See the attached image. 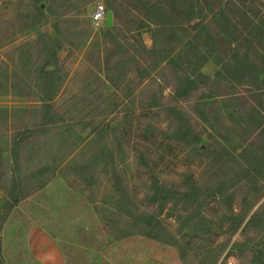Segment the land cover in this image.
Instances as JSON below:
<instances>
[{"label":"rangeland","instance_id":"obj_1","mask_svg":"<svg viewBox=\"0 0 264 264\" xmlns=\"http://www.w3.org/2000/svg\"><path fill=\"white\" fill-rule=\"evenodd\" d=\"M98 1L113 11L112 26L92 22ZM145 1L0 0V264H38L33 228L54 242L56 264H264V214L247 222L264 211V129L251 127L253 117L264 122V107L227 80L177 96L180 76L195 71L185 59L147 70L153 57L135 29L150 47L156 28L140 19L172 22L181 45L199 4L176 0L171 17ZM255 2L264 11V0ZM209 29L194 44L205 49ZM257 29L253 41L264 42ZM210 33L216 56L229 58V43ZM180 48L195 59L192 46ZM219 69L216 59L201 66L211 76ZM252 104L262 116H246ZM155 178L182 189L196 180L198 191L161 207L146 198Z\"/></svg>","mask_w":264,"mask_h":264},{"label":"trees","instance_id":"obj_2","mask_svg":"<svg viewBox=\"0 0 264 264\" xmlns=\"http://www.w3.org/2000/svg\"><path fill=\"white\" fill-rule=\"evenodd\" d=\"M236 0H216V2L209 6L208 12L212 14V19H218L220 23L218 24V30L215 31V35H219V39L223 38L224 41H227L230 47L233 49V53L229 58L223 60V56L219 53V57L216 54L213 55V52H209V54L216 59L218 64L220 63V69L216 71L214 76L205 74L202 72L200 67L208 60V54H197L199 59L198 66L199 68L195 70L193 73L190 74H183L180 76L179 85H177L176 92L178 93L177 96L184 95L191 86L197 85V83L203 82L206 83L207 81L214 80L213 83H219L222 80H227L230 83L240 84L244 87L247 94H241L240 92L236 93L235 95L244 98L246 100L247 96H256L260 101V106L264 107V53L261 52L260 48L256 46H261L264 49V42H260L261 39H258V42L253 41V35L257 29V34L259 37H262L264 40V29L260 28L259 25H264V11L260 4H256V0H239L240 3L235 2ZM229 4H235V8L233 12L228 11ZM262 5V4H261ZM39 9L40 6H39ZM112 9V7L110 8ZM243 9V10H242ZM202 13V12H200ZM236 17L234 18L233 17ZM239 15V16H238ZM207 17V14H205ZM205 17H198L192 25L195 29H198L197 33H202L203 30L206 28V25L203 24ZM156 23H161L156 21ZM247 32V34H246ZM216 39H212V42H215ZM251 45L253 48V52H243L239 47L243 45ZM43 74L48 79H52L53 75L55 74L53 69L47 68L45 66L43 69ZM187 87V89H186ZM50 106L47 103H44V107ZM173 109V108H172ZM47 111V110H46ZM257 113L258 115L262 116V111H260L256 105L252 104L250 111L247 113V117L253 115V112ZM264 118V117H263ZM260 123V124H259ZM257 123L255 118H252V126L253 129H257L256 133L261 135V132L264 129V122ZM193 133V132H192ZM185 136L188 132H182ZM193 135V143H197L200 140V136L198 134H191ZM21 137L16 138V142L18 144L21 142ZM185 138V137H184ZM242 142H238L233 146V148L239 149L242 146ZM224 149V148H223ZM205 154L208 153V147L200 148ZM223 151V150H222ZM246 151V147L242 152L238 155H243ZM220 153V152H219ZM196 180H192L190 187L186 189H182V187H168L167 183L160 182L158 178H155L150 183V191L147 193L146 198L150 199L151 203H155L156 201L161 202V207L169 200H175L176 194H196L198 191V184L195 185ZM190 188L192 190L190 191ZM232 196H230L231 198ZM264 214L263 208L257 209L248 219V224H254L257 220H260L262 215ZM259 218V219H258ZM242 221V217L240 219ZM149 235L153 236L150 233ZM157 237V235H154ZM159 237V236H158Z\"/></svg>","mask_w":264,"mask_h":264},{"label":"crops","instance_id":"obj_3","mask_svg":"<svg viewBox=\"0 0 264 264\" xmlns=\"http://www.w3.org/2000/svg\"><path fill=\"white\" fill-rule=\"evenodd\" d=\"M163 1H165V2L151 3V1L148 0V1L144 2V6H146L148 11H150V12L155 11L156 7L158 8L159 6H162L159 8H161V10L166 12L171 17L175 16L174 15V14H176L175 11H177L178 9L181 10V8H178L175 6V5H177L175 3L176 0H163ZM204 1H207L206 4H202V2L200 0H198V4H199L198 8L193 6L189 12V15L187 13V19L186 20H187V22H189L188 24H189L190 28L193 30V34L188 40H186V42H185L186 44L184 43V44L179 45L182 42H180V38L178 40L175 38V36H174L175 32H173L172 31L173 29L170 27V26H174L172 22L169 23L166 21L158 20V19L154 20L153 18L147 19L144 17H143V19H140V22H141L140 27H143L145 25L144 27L147 29V28H153L155 26V28H156L155 33H157V32L162 33V35H164V36L168 32V30L171 29V32H172L171 34L174 36L173 40L172 39L170 40L167 37L160 39L161 36H158V35L155 36L156 34L154 33V35H152V37L150 38L151 46L147 47L145 44V41L143 39V35H142L141 31L138 28L135 29L136 30L135 33L138 34L137 37L141 41L142 51L146 52V54H149L150 56L153 57L152 64H151V66L146 68L147 70L163 69L167 65L172 64V63L173 64H179L180 63L179 58H181V60L185 59L187 61L186 65H188L189 68L191 67L192 63L196 64L194 69L197 70L199 68V66H198L199 59L197 57L198 53L208 54L209 55L208 60L214 59V57H212V56H214V54H216V47L214 46L216 44L215 42L210 41L209 42L210 44H204L205 49H202L201 48L202 46H199L200 44H194L195 41L198 42L195 39L199 40V36L203 35L204 30H207V28L209 29L208 24H206V22H205V19L207 17H212V14L208 12L207 8L209 6H212L216 2V0H204ZM167 3H169V5L171 3H173L172 6H170V9H169V7L168 8L165 7ZM229 6H230V4H229ZM152 8H155V9H152ZM228 9H229V7H228ZM200 12H202V13H200ZM229 12H231V11H229ZM205 14H207V17H205ZM199 16L205 17L203 24L206 25V28L203 30L202 33H200V32L197 33L199 28L195 29L192 25L196 20H198ZM211 20L215 21L212 18H211ZM156 21H159L161 23H156ZM105 24H106V21H105ZM112 25H113V22L111 25H108V26H112ZM216 30H218V28L217 29H213V28L209 29L208 33L211 35L210 38L213 39V35H212V33H210V31H214V33H215ZM174 41H176V42H174ZM182 45H184V47L189 46V45L193 47L191 49L192 50L191 52H192V55H194L193 57H195V59H192L191 56H189V55L185 58V54H183V52H182L183 48L182 49L180 48V46H182ZM209 45H210V47H209ZM211 51L213 52L212 56L209 54V52H211ZM175 55H177V56H175ZM207 61H205V63ZM200 69H201V67H200ZM34 232H35V236L33 234ZM42 233H44V232H42ZM41 235H43V237L40 240L39 239L40 238L39 229L36 231V228H33L32 236H34V238H31V241H30V247H31V249H30V258H31L30 261L38 263V264H56V262L53 259V255L55 252L54 242L48 237V235L46 233L41 234Z\"/></svg>","mask_w":264,"mask_h":264},{"label":"built area","instance_id":"obj_4","mask_svg":"<svg viewBox=\"0 0 264 264\" xmlns=\"http://www.w3.org/2000/svg\"><path fill=\"white\" fill-rule=\"evenodd\" d=\"M108 9L103 2L98 1L91 13V20L94 24L100 25L102 20L106 18ZM232 261V259H230Z\"/></svg>","mask_w":264,"mask_h":264},{"label":"water","instance_id":"obj_5","mask_svg":"<svg viewBox=\"0 0 264 264\" xmlns=\"http://www.w3.org/2000/svg\"><path fill=\"white\" fill-rule=\"evenodd\" d=\"M113 22V12L112 10H108L107 17H106V24L111 25Z\"/></svg>","mask_w":264,"mask_h":264}]
</instances>
